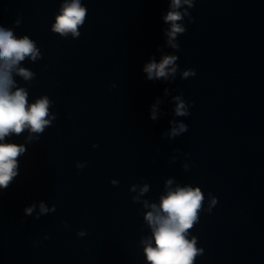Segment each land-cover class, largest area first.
I'll return each instance as SVG.
<instances>
[{
	"label": "clouds",
	"instance_id": "1",
	"mask_svg": "<svg viewBox=\"0 0 264 264\" xmlns=\"http://www.w3.org/2000/svg\"><path fill=\"white\" fill-rule=\"evenodd\" d=\"M181 3L182 0H172V9L179 8ZM183 3L191 6V0H183ZM85 16L86 9L81 5L80 0H71V3L63 5L53 31L61 35L71 32L73 36H78V26L84 22ZM164 19L171 22V30L168 32L169 43H171V38L185 31L177 23L182 19V15L178 11H170ZM172 46L177 47L175 44ZM38 55L35 44L27 36L17 39L10 29L0 27V141L11 133L18 135L25 129L33 133L43 132L45 126L50 123L46 118L49 115L47 97L38 99L34 104H28L27 92L23 88L12 90L14 87L13 71L26 80L33 75L26 68H18V64L26 56L36 60ZM175 59L174 56H165L159 64L154 61L148 63L144 67L148 79L166 77L169 71L168 66L172 65ZM170 71L175 73L176 69L172 68ZM183 75L187 77L194 73L184 72ZM176 99L179 101V97ZM175 112L178 116L187 115L185 104L182 101L178 102ZM155 118L153 112L152 119ZM185 130L186 126L181 124L179 128H173L170 135L176 136ZM24 151L23 145L0 143V188H6L16 175V158ZM141 191H147V186ZM203 199L199 188L177 187L161 198L158 209L155 204L151 206L153 211L147 212L145 216L146 221L152 227L155 241V247L151 243L145 247L149 264H193L201 250L195 246V237L189 240L187 234L198 219ZM215 203L213 199L212 204ZM32 210L33 208L29 207L25 209V212L30 215ZM40 211L44 213L49 209L41 203Z\"/></svg>",
	"mask_w": 264,
	"mask_h": 264
}]
</instances>
